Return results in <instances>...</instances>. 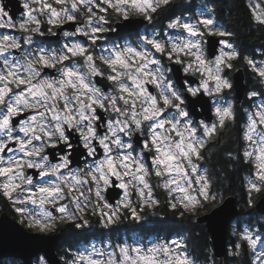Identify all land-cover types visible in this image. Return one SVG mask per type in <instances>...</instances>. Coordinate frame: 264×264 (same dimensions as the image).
Returning a JSON list of instances; mask_svg holds the SVG:
<instances>
[{
    "label": "snow or ice",
    "instance_id": "obj_1",
    "mask_svg": "<svg viewBox=\"0 0 264 264\" xmlns=\"http://www.w3.org/2000/svg\"><path fill=\"white\" fill-rule=\"evenodd\" d=\"M192 7L191 0H24L14 19L0 0V29L9 30L0 32V197L21 224L49 233L64 223L89 226V216L103 228L141 222L146 210L161 206V194L181 217L208 210L210 222L230 217L202 162L233 125L243 151L227 155L251 167L246 204L264 199V88L247 91L250 106L237 107L230 95L240 62L264 86V60L235 46L213 8L185 16ZM246 8L264 32V3L249 0ZM162 14L164 31H141L142 21L153 24ZM117 22L135 39L110 41L106 34L117 31ZM38 37H59L58 46ZM174 72L183 78L174 80ZM197 105L212 118L194 119ZM261 230L264 224L234 231L238 242L228 255L250 250V264H264ZM66 264L197 261L182 239H170L93 245Z\"/></svg>",
    "mask_w": 264,
    "mask_h": 264
},
{
    "label": "trees",
    "instance_id": "obj_2",
    "mask_svg": "<svg viewBox=\"0 0 264 264\" xmlns=\"http://www.w3.org/2000/svg\"><path fill=\"white\" fill-rule=\"evenodd\" d=\"M202 1L213 8L219 22L227 30L235 34L230 39L244 55H248L254 59L264 57V32L259 30L250 19L246 8L249 0ZM176 2L183 5L188 1L176 0ZM192 5V9L184 12V14L195 12L197 5L194 2H192ZM176 14H181L179 9L175 12ZM159 18L166 19L163 14ZM239 66L244 69L246 91L253 88L258 90L264 88L253 77L250 69L244 66L243 62L236 65V67ZM230 95L236 100L233 92ZM242 104L244 106L251 105V102L246 100V95L242 99ZM239 135V128L236 125L222 130L218 141L211 144L208 151L205 152L206 160L202 163L213 175L214 191L223 198L230 194L236 197L241 210L240 215L236 217L237 232L241 231L245 225L259 230L260 225L264 224V215L258 213L254 206L248 207L246 204L247 192L245 185L247 175L251 173V167L243 159L234 160L230 159L227 155L228 152H232L234 156L242 154L243 148L241 147L242 142L239 139ZM157 191L159 192L160 190L157 189ZM159 198L161 206L155 210H146L144 213L146 220L141 222L126 220L110 228H103L98 222V217L89 216V226L79 229L75 228L71 223L59 224L55 231L60 233V237L56 243V251L62 256L70 254L71 250L82 243L89 242L91 239L115 238L116 236L120 237L124 233L138 232L139 234H144V236L158 234L165 239L173 235L181 236L183 241L188 245V251L192 257L200 264H250L252 259L250 250L242 252L239 257L228 255L232 245L238 242L237 235H234L230 231L231 224L227 234V252L221 257H216L212 253L210 236L204 224L197 222L196 217H189L187 214L181 217L179 211L174 212L171 208L166 207L164 204L167 198L166 194H161ZM0 205L2 210L15 219L20 220L19 214L14 211L7 199L0 197ZM153 212H155V215H153ZM205 212L207 211H202L201 214ZM161 221H163V224ZM27 228L29 229L28 226ZM261 231L264 233V230ZM6 260L9 259L1 260L0 264H5ZM10 260L18 262L17 259ZM62 262L64 264L63 259ZM19 264L24 263L19 261Z\"/></svg>",
    "mask_w": 264,
    "mask_h": 264
},
{
    "label": "water",
    "instance_id": "obj_3",
    "mask_svg": "<svg viewBox=\"0 0 264 264\" xmlns=\"http://www.w3.org/2000/svg\"><path fill=\"white\" fill-rule=\"evenodd\" d=\"M7 2L11 4V11L10 9L9 11L11 12V15L15 17L22 9L21 0H2L6 9L8 8ZM146 22L147 21H142L140 26ZM65 27L72 28L67 25ZM115 27H117V31L108 33L109 35L114 37L125 33L120 29L119 22H117ZM212 39L214 41L218 38L213 37ZM175 67L179 68V66ZM177 75L183 78L184 74L182 72H174V80L177 78ZM231 79L234 84H238L236 91L233 93L235 99L238 102H241L246 93L245 73L243 67H236V70L232 72ZM204 99L207 100L208 98L205 97ZM198 107L201 106L197 105V109ZM208 108H211L210 101ZM199 118H212L211 112L208 109H201L200 112L196 110L194 119L197 120ZM109 191L115 193L117 190L110 189ZM110 199L114 200L115 196H111ZM223 201L231 210L230 217L221 214L210 222L208 219H205V216L211 215V210L196 217V221L204 224L206 227L211 240L212 253L216 257H221L227 252V234L229 226L241 212L234 195L230 194L225 196ZM254 208L258 213L264 215V199L258 197ZM59 237V232L41 233L39 231L30 230L26 225L21 224L19 220L12 217L6 211L3 210L0 212V261L3 259H19L24 264H30L35 257L43 256L47 264H63L61 256L56 251V243Z\"/></svg>",
    "mask_w": 264,
    "mask_h": 264
},
{
    "label": "rangeland",
    "instance_id": "obj_4",
    "mask_svg": "<svg viewBox=\"0 0 264 264\" xmlns=\"http://www.w3.org/2000/svg\"><path fill=\"white\" fill-rule=\"evenodd\" d=\"M22 2H24V0H22ZM253 2H255V0H253ZM261 2L264 3V0H261ZM205 5L209 6L206 2H204V1L201 0L200 1V4L197 6L195 12L188 13V14H184V15L185 16H190V15H193V14H195V13L201 11V10H204L203 6H205ZM220 26L221 27H224L221 23H220ZM0 32H4V30L3 29H0ZM125 42H127V41H125ZM256 60L257 61L264 60V57L257 58ZM247 91H249V90H247ZM247 91H246V93H247ZM259 100H260V98H257L255 102L258 104L259 103ZM248 106H250V105H248ZM249 176H250V174L247 175V179H248ZM153 183H155V178L153 179ZM29 207L31 208V207H34V206H29ZM25 225L27 226V223L26 222H25ZM236 226H237V220L236 221H233L231 223L230 231L233 232V233H234V231H237L238 228H236ZM245 227H249V226L248 225H245L243 228H245ZM252 228L255 229V230H258L255 227H252ZM35 231H37V230H35ZM170 239H182V237L181 236H178V235H173L170 238H166L165 239L163 237H160V235H158V234H149L147 236H144V234H139L138 232H132L130 234L124 233V234L120 235V237H117L116 236L115 238L106 237L104 239H91L89 242L82 243L79 246H77L76 248H74L73 250H71L70 254L62 255L61 258L63 259L64 264H66V261H70L71 259H73L74 257H76L79 252H84L86 250L90 251L93 245L95 247H97V248H102V247L106 248V247H108V245L115 246L118 243H128V244H132V245L143 244V245L150 246L154 242H159V241H164V240H170ZM41 260L44 261V264H47V262H46V260L44 259L43 256H37V257H35L31 263H33V264H41ZM17 261L18 262H12L9 259V260H6V263L5 264H19V261L20 260L18 259ZM197 264H200V263L197 261Z\"/></svg>",
    "mask_w": 264,
    "mask_h": 264
},
{
    "label": "flooded vegetation",
    "instance_id": "obj_5",
    "mask_svg": "<svg viewBox=\"0 0 264 264\" xmlns=\"http://www.w3.org/2000/svg\"><path fill=\"white\" fill-rule=\"evenodd\" d=\"M185 1V0H184ZM188 1V0H187ZM200 1L201 0H191V3L192 2H194L195 3V5H199L200 4ZM21 2H22V0H21ZM22 4H23V2H22ZM7 5H8V8L6 9V11H8L10 14H11V4L9 3V2H7ZM9 9H10V11H9ZM22 11H23V9H21L17 14H16V16L15 17H13L14 19H19L20 18V16H21V13H22ZM176 15H179V14H176ZM166 24H167V19H160V18H158L157 19V21H155L153 24H148V22H146V23H144L142 26H140V28H141V31L142 32H144V31H146V30H151V31H164L165 30V26H166ZM115 26V25H114ZM4 30V32H7V31H9V30H7V29H3ZM65 30H68V31H72L73 29L72 28H66L65 27ZM12 34L13 35H17V36H19V35H21L20 33H18V32H12ZM107 36H108V39L110 40V41H112V42H114V43H116V44H122V43H124L125 41H131V40H134L135 39V37L134 36H129V35H127L126 33H122V34H120V35H117V36H111V35H109V34H106ZM121 36H123L124 38L123 39H121ZM37 39H43V40H46V41H51L52 43H50V44H45V46H48V47H53V48H55V47H57L58 45L55 43V41L57 40V39H59V38H54V37H45V38H37ZM241 106H244L243 104H242V100H241V102H238V104H237V107H241ZM200 110H201V107H198V109H197V111L198 112H200ZM200 119H202V118H199V119H197V120H200ZM1 211H3L2 209H1V205H0V212ZM234 221H236V219L234 220Z\"/></svg>",
    "mask_w": 264,
    "mask_h": 264
}]
</instances>
